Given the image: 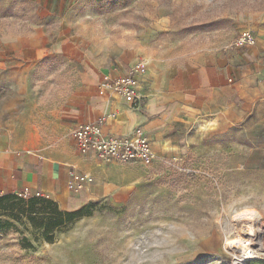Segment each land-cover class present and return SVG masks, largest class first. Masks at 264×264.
Segmentation results:
<instances>
[{
    "label": "rangeland",
    "instance_id": "374dc122",
    "mask_svg": "<svg viewBox=\"0 0 264 264\" xmlns=\"http://www.w3.org/2000/svg\"><path fill=\"white\" fill-rule=\"evenodd\" d=\"M68 5L66 23L88 39H142L147 69L236 51L229 46L244 30L264 41V0ZM35 10L27 0H0V35L8 34L0 41V98L16 105L3 119L12 121L16 138L51 145L62 135L63 112L82 73L61 53L24 73L21 59L2 44L32 31L40 21ZM133 171L137 180L125 201L84 206L86 215L62 227L52 243L29 220L30 198L0 204V264H233L227 243L237 238L236 216L250 210L262 215L257 227L264 236V106L242 125L205 127L183 159ZM36 211L38 220L48 218L39 214L42 205Z\"/></svg>",
    "mask_w": 264,
    "mask_h": 264
},
{
    "label": "crops",
    "instance_id": "0c3cea01",
    "mask_svg": "<svg viewBox=\"0 0 264 264\" xmlns=\"http://www.w3.org/2000/svg\"><path fill=\"white\" fill-rule=\"evenodd\" d=\"M27 2L36 8L40 21L29 34L2 44L21 59L24 73L46 55L61 53L81 70L82 78L65 106L62 135L51 145L16 138L12 121L3 120L16 105L0 98V188L6 195H18L27 187L69 212L90 203L123 202L137 180L133 170L139 164H108L93 152L81 153L71 136L75 127L100 123L104 134L114 136L142 128L160 163L183 159L205 127L242 125L264 106V41L260 39L249 51L217 53L183 67L152 64L141 78L140 98L128 102L102 82L106 75H116L114 65L125 73L144 56L142 39H88L66 23L71 0ZM5 36L1 34L0 41ZM74 174L91 177L79 192L69 189Z\"/></svg>",
    "mask_w": 264,
    "mask_h": 264
},
{
    "label": "built area",
    "instance_id": "2783aa9c",
    "mask_svg": "<svg viewBox=\"0 0 264 264\" xmlns=\"http://www.w3.org/2000/svg\"><path fill=\"white\" fill-rule=\"evenodd\" d=\"M257 36L250 30L241 32L231 43L229 49L239 50L254 47L257 44ZM116 75H106L102 86L114 94L124 97L128 102H137L140 98L141 78L147 72V59L141 56L129 71L121 73V68L114 65ZM79 151L83 154L93 152L97 157L108 163L140 164L153 166L158 158L152 148V144L142 128L135 129L132 133L123 136L106 135L101 129L100 123H83L71 132ZM91 177L85 174H74L69 183V189L75 192L81 191ZM6 195L0 188V197ZM19 197H42L48 199L41 192H32L30 188H24Z\"/></svg>",
    "mask_w": 264,
    "mask_h": 264
},
{
    "label": "trees",
    "instance_id": "16d2710c",
    "mask_svg": "<svg viewBox=\"0 0 264 264\" xmlns=\"http://www.w3.org/2000/svg\"><path fill=\"white\" fill-rule=\"evenodd\" d=\"M17 199L15 195H3L0 197V204L8 203ZM27 210L30 222L37 228L42 230V237L49 243L54 242L55 234L61 230L64 226H69L74 221L78 220L80 217L85 216L82 209L77 211H60L56 203L42 197H30L26 202ZM38 205L43 206V211L39 214L46 215L48 218H42L38 220L35 215L38 214L36 207ZM246 264H264V260H251Z\"/></svg>",
    "mask_w": 264,
    "mask_h": 264
},
{
    "label": "bare ground",
    "instance_id": "6f19581e",
    "mask_svg": "<svg viewBox=\"0 0 264 264\" xmlns=\"http://www.w3.org/2000/svg\"><path fill=\"white\" fill-rule=\"evenodd\" d=\"M261 220L262 215L255 210L245 211L236 216L234 227L237 230V238L227 243L232 252L233 264L264 259V248L257 243L260 240L264 241L262 229L257 227Z\"/></svg>",
    "mask_w": 264,
    "mask_h": 264
},
{
    "label": "water",
    "instance_id": "95a60500",
    "mask_svg": "<svg viewBox=\"0 0 264 264\" xmlns=\"http://www.w3.org/2000/svg\"><path fill=\"white\" fill-rule=\"evenodd\" d=\"M253 260H264V259H253Z\"/></svg>",
    "mask_w": 264,
    "mask_h": 264
}]
</instances>
